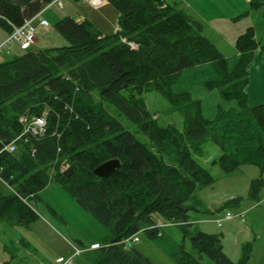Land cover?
I'll list each match as a JSON object with an SVG mask.
<instances>
[{
	"label": "trees",
	"instance_id": "16d2710c",
	"mask_svg": "<svg viewBox=\"0 0 264 264\" xmlns=\"http://www.w3.org/2000/svg\"><path fill=\"white\" fill-rule=\"evenodd\" d=\"M52 1L0 0V28L9 36ZM106 1L116 11L115 32L63 16L52 27L66 46L20 49L24 53L0 62V180L12 190L0 195V221L29 224L36 214L27 200L54 182L110 231L112 239L96 250L93 264H152L122 242L140 232L163 237L161 225L168 224L181 228L191 244V252L181 245L170 254L174 264H203L202 255L214 264H245L248 244L233 262L220 234L188 230L195 225L188 212L213 215L236 201L205 210L196 193L215 178L204 165L224 175L242 165L264 168V103L249 107L245 93L247 67L257 48L264 63V44L248 27L227 58L206 37L203 22L175 3ZM249 9L264 20V0H250ZM204 64L216 78L203 86L235 103L227 109L217 105L211 119L204 118L200 99L171 90L183 71ZM149 92L181 114V129L156 121L144 99ZM22 116H44V133L25 136L16 152L2 150L22 132ZM207 143L219 153L210 155ZM112 158L120 168L96 178L93 169ZM262 183H251V199L259 202Z\"/></svg>",
	"mask_w": 264,
	"mask_h": 264
},
{
	"label": "rangeland",
	"instance_id": "374dc122",
	"mask_svg": "<svg viewBox=\"0 0 264 264\" xmlns=\"http://www.w3.org/2000/svg\"><path fill=\"white\" fill-rule=\"evenodd\" d=\"M163 1L168 4L176 3L180 9L189 14L194 12L196 16H202L207 23L204 34L227 58H231L234 54L232 45L235 33L245 32L249 25L253 28L258 43L264 44V20L258 12L249 9V3L246 0ZM234 6L240 9L232 10ZM62 14L76 20L86 18L93 21L106 33L114 32L113 29L116 27V11L110 6L94 9L83 0H79L78 4L75 0H63L61 9L50 7L41 16L47 20L49 28L40 27L38 19L33 22L35 39L31 46L32 50L67 45V42L52 27ZM227 15L237 18L235 21H230ZM213 34L218 37H214ZM7 38L6 33L0 28V44ZM256 50L261 52L260 48ZM22 53L24 51H21L13 41L0 49V62ZM255 65L257 66V63L253 66ZM251 69L250 77L253 82L251 87H256L255 83L258 82L261 90L264 79L260 77L261 74L258 75L257 68ZM255 70L257 74H254ZM215 78V72L210 65H198L183 71L171 90L174 93L188 92L192 99H200L204 118L211 119L216 113L217 105L223 109L235 106L234 102L221 100L216 89L208 90L203 86L204 82ZM248 79H250L249 73ZM261 93L263 95V91ZM144 99L149 112L155 115L159 124H172L177 129L183 127L184 121L181 114L172 111L168 102L157 92L146 93ZM261 100L263 101L264 98ZM257 103L259 101H249L247 105L253 107ZM105 106L116 115L111 107L106 104ZM32 118L34 117H20L25 126L32 122ZM21 147L22 144H19V149ZM205 148L210 155L219 153L211 143H207ZM204 167L214 176L215 182L212 186L196 193L202 205L204 207L219 206L218 208L221 209L225 201L236 199L235 203L222 208L217 215L210 217L217 218L225 212L237 215L243 213V217H234L223 222L221 227H217L214 223L205 221L208 219L206 214L189 211L188 222H195V225L188 227V230L198 229L220 234L225 255L235 263L241 257L242 247L248 244L249 252L245 264H264V203L260 202L264 198V168L242 165L234 173L224 175L216 166L204 165ZM256 180L263 181L258 188L259 203L249 197L251 183ZM11 193L12 190L0 180V195L7 196ZM37 196L36 199L27 200V204L36 214L29 224L19 225L10 222V219L0 221V264H61L73 253V248L81 251L73 258V264H93L96 250L112 239L110 231L81 208L76 200L57 183L51 182ZM159 218L155 217L158 223H161ZM161 229L163 237L151 239L140 232L137 234L138 241L132 242L131 246L140 251L152 264H174L169 256L181 245L186 251L191 252L190 239L188 236L183 237L181 228L161 225ZM201 261L203 264H214L204 255Z\"/></svg>",
	"mask_w": 264,
	"mask_h": 264
},
{
	"label": "built area",
	"instance_id": "2783aa9c",
	"mask_svg": "<svg viewBox=\"0 0 264 264\" xmlns=\"http://www.w3.org/2000/svg\"><path fill=\"white\" fill-rule=\"evenodd\" d=\"M86 4H88L90 7L94 9H98L101 7H104L107 4L106 0H83ZM250 1V0H248ZM50 7H58L61 9L63 7V0H53L51 3H49L40 13H38L34 18L30 20H26L20 27H15L12 31V33L8 36V38L0 44V49L3 46H6L7 44L11 42H16V44L19 46L21 50H27L31 48L33 42H34V34H35V27L32 25L33 20L38 19V25L43 28H49V23L46 19L42 18L43 11L47 10ZM118 30V27L116 28ZM130 46L132 48H135L136 46L132 43H130ZM19 121L22 123L23 130L22 132L16 136L13 140H11L8 144L4 145L2 150H5L7 152L13 153L16 152L18 149V146L21 142V140L25 136H31V137H37L44 133L45 127H46V119L44 116L37 118H32V122H30L28 125H23L24 123L19 119ZM20 142V143H19ZM264 203V198L260 202ZM259 203V202H258ZM234 217H243L242 214H231L229 212H225L223 215L217 218H208L205 221L214 223L217 227H221L222 223L228 220L233 219ZM174 224H168V226H173ZM138 237L137 235H134L130 238H127L123 240V244L125 247H128L132 244V242H137ZM73 253L67 257L61 264H73L72 260L75 256L79 255L81 253L80 250L73 248Z\"/></svg>",
	"mask_w": 264,
	"mask_h": 264
},
{
	"label": "crops",
	"instance_id": "0c3cea01",
	"mask_svg": "<svg viewBox=\"0 0 264 264\" xmlns=\"http://www.w3.org/2000/svg\"><path fill=\"white\" fill-rule=\"evenodd\" d=\"M76 2H77V4H78V1L77 0H75ZM248 3H249V1L248 0H246ZM165 2V1H164ZM166 3V2H165ZM86 4V3H85ZM176 4V3H175ZM106 7H108L109 5H105ZM237 9H240L238 6L237 7H235L234 6V9H232V10H236V11H238ZM195 10V9H194ZM191 14L195 17V18H197V19H199L200 21H202L203 22V24H204V27L206 28L207 27V23H206V21H205V19L202 17V16H200V15H197L196 16V14L193 12H191ZM63 16H65L64 14H62V15H60V18L61 17H63ZM199 16V17H198ZM227 16H229V20L230 21H235V19L237 18V17H234L233 15H227ZM240 16V15H239ZM59 18V19H60ZM36 20V19H35ZM35 20H33V22L35 21ZM76 20V19H75ZM83 20V19H82ZM81 19H77V21H82ZM33 22H32V24H33ZM99 26V25H98ZM250 27H251V25H249ZM248 26V27H249ZM247 27V28H248ZM116 28H117V25H116V27L113 29L114 30V32L116 31ZM208 29V28H207ZM240 32V33H239ZM238 33H235L236 35H235V39H236V37L237 36H239L240 34H242V33H244V32H242L241 33V31H239ZM214 35V37H216V35L215 34H213ZM218 37V36H217ZM216 37V38H217ZM223 38H225V37H223ZM234 39V40H235ZM228 45H226V43H225V47H227ZM232 47H233V49H234V45H232ZM235 52V51H234ZM262 53V51L260 52L259 50L257 51V50H255L254 51V53H253V58H252V61L250 62V64L248 65V67H247V72L249 73V78L250 79H248V84H247V86L245 87V93H246V99H247V104L249 103V101H253V102H256V101H259V103H257V105L259 104H263L264 102V100L262 101L261 100V98H264V86H263V88L260 90L259 89V83L257 82V83H255V86L256 87H251L252 85H253V82H252V80H251V77H250V72L252 71V69L251 68H257V71H258V75H260L261 74V78H263L264 79V64H263V61H262V57H263V53ZM256 59V60H255ZM254 63H257V66L255 65V66H253L254 65ZM254 74H257L256 73V70H255V72H254ZM251 80V81H250ZM250 82H251V85H250ZM261 91H263V95H262V93H261ZM261 101V102H260ZM256 105V106H257ZM249 106V105H248ZM251 107V106H250ZM254 107V106H253ZM51 183V182H50ZM49 183V184H50ZM48 184V185H49ZM47 185V186H48ZM46 186V187H47ZM210 205H208V207H204L205 208V210H207V211H209V212H214V210H216V209H218V207L219 206H214V205H211L210 207H209ZM218 213H213V215H207L206 217L207 218H209L210 216H215V215H217Z\"/></svg>",
	"mask_w": 264,
	"mask_h": 264
},
{
	"label": "water",
	"instance_id": "95a60500",
	"mask_svg": "<svg viewBox=\"0 0 264 264\" xmlns=\"http://www.w3.org/2000/svg\"><path fill=\"white\" fill-rule=\"evenodd\" d=\"M121 166L117 158L109 159L93 169V175L96 178H105L113 174Z\"/></svg>",
	"mask_w": 264,
	"mask_h": 264
}]
</instances>
